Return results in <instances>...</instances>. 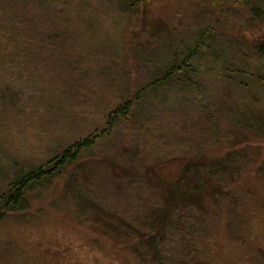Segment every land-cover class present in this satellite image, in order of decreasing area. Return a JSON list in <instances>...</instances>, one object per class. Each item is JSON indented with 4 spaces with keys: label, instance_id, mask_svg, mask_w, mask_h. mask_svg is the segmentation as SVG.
Returning a JSON list of instances; mask_svg holds the SVG:
<instances>
[{
    "label": "trees",
    "instance_id": "obj_1",
    "mask_svg": "<svg viewBox=\"0 0 264 264\" xmlns=\"http://www.w3.org/2000/svg\"><path fill=\"white\" fill-rule=\"evenodd\" d=\"M47 1L54 13L31 28V21L22 19L21 34L16 40L11 36L17 48L0 53L1 129L8 137L14 126L26 131L28 113L32 121H41L33 135L37 145L49 150L31 151L28 159L24 151L18 156L0 151V228L34 209L50 191L61 190L108 214L110 233L121 245L108 264H229L226 254L234 244L242 246L241 264H264V197L257 187L243 184L248 157L257 155L235 145L238 138L264 141V112H250L229 91L221 101L216 96L225 84L239 94L249 82L264 87V74L235 62L216 28L200 26L187 28L183 38L169 29L168 43L155 55L135 58L131 47H123L122 64L147 67L137 79L127 69L114 70V61L97 55V49L87 52L92 45L83 44L68 12L74 4L97 11L110 4L138 13L166 0ZM240 1L252 19L264 22L260 1ZM9 7L1 10L12 21L16 15L13 4ZM20 46L24 50L15 52ZM252 51L264 68V40ZM208 75L207 87L203 79ZM34 83L38 89L32 93L40 104L26 93ZM183 108L190 128L179 126ZM175 161L185 165L172 191L150 174L149 165ZM97 184L105 188L100 200L90 189ZM12 254L10 247L1 248L0 264H9ZM20 255L16 264H32Z\"/></svg>",
    "mask_w": 264,
    "mask_h": 264
},
{
    "label": "rangeland",
    "instance_id": "obj_2",
    "mask_svg": "<svg viewBox=\"0 0 264 264\" xmlns=\"http://www.w3.org/2000/svg\"><path fill=\"white\" fill-rule=\"evenodd\" d=\"M166 1L164 5L152 3L149 9L142 8L138 13H125L110 4L101 7L99 11L92 7L87 9L86 5H84V10L74 4L73 9L68 12V16L77 27L73 30H77L80 39H84L83 44L87 43L88 40V44L92 45L86 49L87 52L89 51L91 54L93 50L97 49V55L103 56L102 58L105 60L110 57V60L114 61L111 64L114 70L132 71L137 79L144 77L142 70L146 71L147 67L142 65L137 68L134 64L131 68L126 63L122 64L123 47H131V52L135 58L143 57L144 54L155 55L168 43L169 29L175 30L177 36L183 38L187 28L198 29L200 26L216 28L217 34L221 35L218 41L225 48H230L232 59L235 62L240 63L242 61L243 65L251 68L255 74H264L261 62L252 51L258 41L264 40V22L252 19L250 8L246 4H242L240 0ZM255 1L251 0L253 5ZM258 1L264 8V0ZM25 3L27 4L25 5ZM11 4H13L16 18L9 21V18L6 20L9 15L8 11L1 9L8 7L9 10ZM28 5L30 6L28 7ZM53 10L52 6L45 0L44 2L43 0H0V53L2 51L11 52L17 48L14 47V44L11 45V36H14L16 40V36L21 34L19 22L22 19L31 21L29 24L31 28L32 25L40 24L49 14H53ZM60 27V30L63 31L64 27ZM98 40L102 42L100 43ZM93 46H97V48H93ZM225 48L224 53L229 54L230 51ZM235 49H238L239 52ZM20 50L23 51L24 48L20 46L15 52ZM96 58V55H92L93 60ZM213 59V57H209L210 66ZM8 66L13 67L14 65ZM137 69H141V72L138 71L135 74ZM14 71L17 70L14 69ZM209 77L208 75L203 79L207 87L211 84L212 78L209 79ZM119 81L120 85L125 83L121 77ZM248 84V90L241 92V94L238 93V90L235 91L232 85L225 84L216 96L221 101L219 97L229 91L233 101L237 100L242 106L247 104V107L252 109L250 112L254 111L252 113L260 114L264 112V87L258 82H249ZM26 87L29 89L26 92L27 95L35 97V103L40 104V98L32 93L38 89V86L34 83ZM216 103L221 104L220 102ZM188 113V110L184 112L183 108L182 116H180L183 119H179V126L188 127V121H186L190 118ZM2 119L0 109V124ZM23 119L27 130L33 134L28 135L27 130L22 131L14 126L12 129L13 137H8L0 126V151L2 155H7L5 151H9L18 156L20 152L24 151L21 154L28 159L31 151L42 154L48 150L42 143L38 146L39 139L33 136L34 133L36 134L37 131L41 130L39 128L41 121L39 119L33 120L39 122L37 126L33 127L30 125H34L30 119V114L27 113ZM190 120L189 123L192 121ZM2 125L4 126V121H2ZM246 139L238 138L235 140V145L238 144L241 151L248 150L246 152H250L251 157L253 155H257V157L254 159L248 157V161L250 160L252 165L248 162L244 171L248 175L243 184L248 183L247 185L257 187V195L264 197V141L261 139V142H251L255 141L252 137L245 141ZM158 146L160 147V145ZM253 147L259 151L254 150ZM253 150L258 154L252 152ZM244 159L247 160V158ZM184 165L183 161L159 166H151L150 164L149 167L152 168L149 169V172L164 187L175 191V185L180 178ZM256 179H259L260 182L258 183ZM91 187L93 196L100 200V197H103L105 193V188L103 189L99 184ZM95 192L97 193L95 194ZM109 220L108 214L102 213L93 202L89 203L87 199H74L67 192L61 190L50 191L46 198L43 199L42 197L35 201L34 209L20 216H14V219L11 218L7 224L0 228V249L3 248L4 250L5 246H8L13 250V254L9 257L11 260H8L9 264H16L18 261L16 258L20 254H22L21 257L32 261V264H36L33 260L46 264H54L55 262L59 264H96V262L108 264L111 254L121 248V245L110 233ZM51 252H55L54 257L49 255ZM226 256H230L229 264H241L242 246L232 245Z\"/></svg>",
    "mask_w": 264,
    "mask_h": 264
}]
</instances>
